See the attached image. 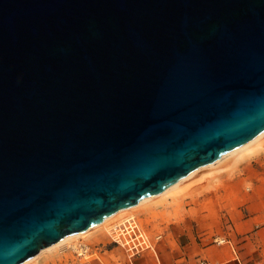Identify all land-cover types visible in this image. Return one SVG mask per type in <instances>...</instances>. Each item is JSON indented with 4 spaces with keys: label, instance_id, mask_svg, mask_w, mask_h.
Wrapping results in <instances>:
<instances>
[{
    "label": "water",
    "instance_id": "obj_1",
    "mask_svg": "<svg viewBox=\"0 0 264 264\" xmlns=\"http://www.w3.org/2000/svg\"><path fill=\"white\" fill-rule=\"evenodd\" d=\"M264 131V0H0V264Z\"/></svg>",
    "mask_w": 264,
    "mask_h": 264
},
{
    "label": "crops",
    "instance_id": "obj_2",
    "mask_svg": "<svg viewBox=\"0 0 264 264\" xmlns=\"http://www.w3.org/2000/svg\"><path fill=\"white\" fill-rule=\"evenodd\" d=\"M249 163L254 166L244 170ZM236 164L240 172L231 171ZM214 175L220 183L209 191L189 181L183 191L174 188L167 191L174 195L130 210L153 236L154 248L130 256L100 229L79 243L91 253L82 264H264V149L235 158ZM46 250L38 264L56 260L57 253Z\"/></svg>",
    "mask_w": 264,
    "mask_h": 264
},
{
    "label": "bare ground",
    "instance_id": "obj_3",
    "mask_svg": "<svg viewBox=\"0 0 264 264\" xmlns=\"http://www.w3.org/2000/svg\"><path fill=\"white\" fill-rule=\"evenodd\" d=\"M263 148H264V131L262 133H260L259 135H257L256 137H254L249 142H247L244 145L234 149L233 151L228 152L227 154L223 155L222 157L218 158L217 160L209 162V163H205V164L197 167L196 169H194L191 172H189L186 176L181 178L179 181L173 183L172 185H169L168 187L163 188L162 190L158 191L157 193H155V194H153L151 196H148V197L140 200L139 202H137V203H135L133 205H128L126 207H122V208L114 211L113 213L109 214L104 219H102L98 223L92 225L91 227H89L86 230L69 234V235L63 237L60 241H58V242H56V243H54V244H52L50 246L42 248L41 250H39L38 252H36L35 254H33L32 256H30L28 259H26L25 261H23L20 264H31L34 261H36V259L40 255V253H42L44 250L53 249V248L58 247L60 245L62 246V244L67 242L69 239H73V238H76V237H83L84 235H86V234L90 233L91 231H93L92 229L96 228L97 226L103 225V224L106 225L107 222H109V223L112 222L111 220H113V218H115V217H117L119 215H122L123 213H125L127 211H130L131 209H133L135 207H139V205H142L143 203L145 204L147 201H149L150 199H152V198H154V197H156L158 195L159 196L160 195L163 196V194L167 193V191L169 192V190H172L174 188L175 189L176 188H182L181 190L183 191L184 188L182 187L181 184H183V186H184L185 183H188L189 181L190 182L194 181V179H192V177H195V179H196L197 177H199L197 175H200V174H203V176H205L206 175L205 173H207V172H209V171H211L213 169L216 170V169H220V168L224 167L226 164H228V162L230 160H235V158L238 159V157L242 156L245 153L246 154L247 153L248 154H256L260 149H263ZM210 173H212V171L207 173V174H210ZM201 177L202 176H200L199 178H201ZM179 185H181V187H179ZM177 190L178 189H176V191ZM178 191L180 192V190H178ZM167 194H173L174 195L175 193L173 192V193H167ZM164 197H165V195H164ZM161 198H163V197H161ZM132 216H134V215H132ZM100 227H102V226H100ZM86 248L87 247H85V250H86Z\"/></svg>",
    "mask_w": 264,
    "mask_h": 264
},
{
    "label": "rangeland",
    "instance_id": "obj_4",
    "mask_svg": "<svg viewBox=\"0 0 264 264\" xmlns=\"http://www.w3.org/2000/svg\"><path fill=\"white\" fill-rule=\"evenodd\" d=\"M263 149H261V150H263ZM257 154H258V152L256 154H248V153L246 154L245 153L240 157H242V159H248L250 157L256 156ZM231 162H233V160H230L228 162V164H226V165L230 166ZM235 166L236 167L234 169H232L231 171L240 172V170H241V169H239L240 166L237 164ZM249 166H254V165H251L249 163L248 165L245 166L244 170H247L249 168ZM216 170L218 171L219 169H216ZM216 170L215 169L211 170L212 173H210V174H207V173H209L211 171L205 173L206 174L205 176H203V174L197 175L199 177L202 176L203 178L197 177L198 179L197 178L195 179V177H192V179L197 180L195 182H200L199 183L200 185H198V188H200V189L205 188V189H207V191H209V188H215L220 183V181L218 179H216V177H214L215 176L214 174L217 172ZM211 183H213V184L211 185ZM191 198H193V197H191ZM181 205H182V203H180V205L178 206L177 213L180 212V208H181L180 206ZM132 215L135 216V213L133 211H127V212L123 213L122 215H119V216L113 218V220H111L112 222H110V223L107 222L106 225L103 224V225L97 226L96 228L92 229L93 231L84 235L83 237H76L73 239H69L67 242L63 243L62 246L60 245V246L55 247L53 249L46 250V251H52L53 250L54 255H55V253H57L56 260L53 259L51 264H70V263L71 264H82L88 257H90L91 253L87 248L85 250L86 246H83V245L80 246L79 243L81 241H84V239L91 237V235H95L97 232H99V234H100V229H103L107 233L108 237L111 238L109 235V232H108L109 229L113 225L122 222L123 220H125L126 218H128ZM100 226H102V227H100ZM68 246H71L72 249L71 250L66 249V247H68ZM31 264H38V262L36 260Z\"/></svg>",
    "mask_w": 264,
    "mask_h": 264
},
{
    "label": "built area",
    "instance_id": "obj_5",
    "mask_svg": "<svg viewBox=\"0 0 264 264\" xmlns=\"http://www.w3.org/2000/svg\"><path fill=\"white\" fill-rule=\"evenodd\" d=\"M111 239L130 256L154 248V238L136 216H130L109 229Z\"/></svg>",
    "mask_w": 264,
    "mask_h": 264
}]
</instances>
